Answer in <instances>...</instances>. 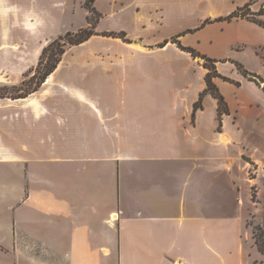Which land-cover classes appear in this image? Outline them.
Here are the masks:
<instances>
[{"label": "crops", "instance_id": "0c3cea01", "mask_svg": "<svg viewBox=\"0 0 264 264\" xmlns=\"http://www.w3.org/2000/svg\"><path fill=\"white\" fill-rule=\"evenodd\" d=\"M246 5L253 17L264 10V0H133L141 32L129 47L170 50L178 38L193 46L183 37L199 40L210 28L222 44L224 19ZM31 6L0 0V36L34 21ZM224 66L216 71L236 82ZM110 67L91 65L85 78L70 80L52 79L56 68L27 97H0V144L3 136L11 142L0 145V264H229L249 229L241 195L248 170L230 151L240 146L231 104L223 96L229 115L219 131L210 95L193 112L205 69L198 67L190 97L178 86L165 95L167 84L155 77L147 95L118 97L102 78H89ZM6 70L0 65V87Z\"/></svg>", "mask_w": 264, "mask_h": 264}, {"label": "rangeland", "instance_id": "374dc122", "mask_svg": "<svg viewBox=\"0 0 264 264\" xmlns=\"http://www.w3.org/2000/svg\"><path fill=\"white\" fill-rule=\"evenodd\" d=\"M89 1L31 0L33 8L31 16L34 21H25L22 28L20 24L18 29L14 28L7 37L0 36V65L7 64V70L3 73L8 79V85L0 87V97L17 98L35 87L47 64L48 58H42L43 49L54 41L63 45L67 33L77 34L81 29H87L89 27L87 20L90 18L93 22L97 17L96 14L91 17L86 4L94 8L98 15L101 14L94 29L96 35L79 46L64 48L65 53L61 57L55 76L52 77L54 80L85 78L86 68L91 65H105L111 66L110 74L103 76L98 72H92L95 75L89 78H100V84L104 82L102 79L105 80L106 87H109L115 96L147 95L148 80L155 77L153 80L167 84V91L163 90L165 95H170L169 88L178 86L180 92H183L182 96L190 97L195 92L194 87L197 84L195 80L200 73L199 68L201 70L203 68L204 61L201 56L215 60L219 64L225 63L224 68H227V73L236 78L234 79L236 82L241 83L239 87L218 78L225 87V91L221 94L226 101H229L234 113L231 121L233 124L237 123L238 128L235 131L240 146H233L230 151L232 155L240 156L241 164H245L248 170V181L243 180L241 183L242 200L246 207V212L242 215L249 214L248 227L251 223L257 224L256 221L262 223L261 226L264 227V90L262 89L264 83L259 88L255 83L244 78L234 66L241 65L250 74L261 77L264 82V27L248 20L236 23V19H232L226 21V23L230 22L228 23L230 26L221 34L224 37L222 44L216 41L214 34L217 30L212 28L199 40L191 34L183 37L185 38L183 41L193 45L185 48L193 50L200 58H194L190 52L179 49L175 43V49L164 50L162 48L165 45L162 44L143 53L129 47L131 36L141 32L136 22V11L131 6L133 0H92V3ZM263 16L255 14L253 20L264 24ZM150 35L158 34L151 32ZM177 40L178 42L176 40L174 42L179 43L181 39ZM198 41L200 43H197ZM229 43L231 46H228ZM39 62L42 64L40 67ZM149 64L155 65L162 71H148L146 65ZM168 65L176 66L177 70H165ZM216 73L221 78L231 80L227 76H221L217 71ZM174 74H179L182 79L174 81L170 77ZM196 111L193 109V112ZM208 111L209 107H206L205 112ZM234 127V125L230 126L233 134ZM9 144L11 142L8 137L3 136L0 145L6 147ZM253 160L257 162L254 163L255 165L250 163ZM13 169L14 166L9 165V170L14 172ZM250 231H252L251 227L247 231L246 238L242 237V241H245L243 247L233 249L229 264L263 263V257L249 237ZM24 233L27 235L29 231ZM8 264H12L10 258Z\"/></svg>", "mask_w": 264, "mask_h": 264}, {"label": "trees", "instance_id": "16d2710c", "mask_svg": "<svg viewBox=\"0 0 264 264\" xmlns=\"http://www.w3.org/2000/svg\"><path fill=\"white\" fill-rule=\"evenodd\" d=\"M89 2L92 3V0ZM86 7L88 9V12L90 13L91 17L92 15L96 14V18L94 19L93 22H91L90 18L87 20L88 21V28L87 29H81L77 34H69L67 33L65 36V42L63 45H60L56 41L50 43L46 48L43 49L42 51V58H48L47 59V64L44 66L40 77L37 80V83L35 87L28 93H26L23 96H19L17 98H25L28 95L36 92L38 88L46 81V79L55 71L57 68L58 64L60 63L61 57L65 53L64 48L65 47H75L79 46L86 41H88L91 37L95 36V27L99 21L100 14L98 15L94 8L90 7V5L86 4ZM257 16H262L264 15V10H260L257 14ZM232 19H246L251 22H255L259 26L264 27V24L260 22H256L253 20V16H251L250 10H249V5H246L244 8L237 10L236 12L232 13L230 16H228L225 21H230ZM220 21V20H217ZM177 44V47L183 51L190 52L194 58H198V54H196L193 50L189 48H185L181 46L179 43L175 42ZM166 45V43L164 44ZM200 58V57H199ZM201 59L204 61L203 63V68L207 71L206 76H205V90L200 94L198 102L194 104L193 109L196 111V109H201L202 106V99L203 96L208 94L210 95L217 103V123H218V130L220 131L221 125H222V120L221 118L225 115H229V109L228 106L223 98V96L219 93L217 87L213 84V79L215 78H220L224 82L234 84L236 86H239L238 83L232 82L231 80H228L226 78H221L217 73H216V68L215 64L217 63L215 60L206 58L205 56H201ZM42 62V60L40 61ZM39 62L38 66L40 67L42 64ZM236 70L244 77L247 78L250 82L255 83L259 88H261V85H263V81L261 77L250 74L244 68L239 65L235 64L234 65ZM264 90V86L262 87ZM249 227L252 229V241L254 243V246L256 247L258 253L263 257V263L264 264V231L260 227V225L251 223L249 224Z\"/></svg>", "mask_w": 264, "mask_h": 264}]
</instances>
